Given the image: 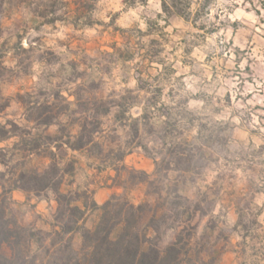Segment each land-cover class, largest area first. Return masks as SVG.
Segmentation results:
<instances>
[{
	"label": "clouds",
	"instance_id": "clouds-1",
	"mask_svg": "<svg viewBox=\"0 0 264 264\" xmlns=\"http://www.w3.org/2000/svg\"><path fill=\"white\" fill-rule=\"evenodd\" d=\"M257 37L264 0H0V264H264Z\"/></svg>",
	"mask_w": 264,
	"mask_h": 264
},
{
	"label": "rangeland",
	"instance_id": "rangeland-1",
	"mask_svg": "<svg viewBox=\"0 0 264 264\" xmlns=\"http://www.w3.org/2000/svg\"><path fill=\"white\" fill-rule=\"evenodd\" d=\"M238 39H240L242 41H246V42H251L252 37H251V35L247 34L246 29H242ZM257 40H258V42L264 44V41H262L260 37H257Z\"/></svg>",
	"mask_w": 264,
	"mask_h": 264
},
{
	"label": "trees",
	"instance_id": "trees-1",
	"mask_svg": "<svg viewBox=\"0 0 264 264\" xmlns=\"http://www.w3.org/2000/svg\"><path fill=\"white\" fill-rule=\"evenodd\" d=\"M0 133H2L3 135H6V133H3V130L2 129H0ZM145 259L147 260L148 257H145Z\"/></svg>",
	"mask_w": 264,
	"mask_h": 264
}]
</instances>
